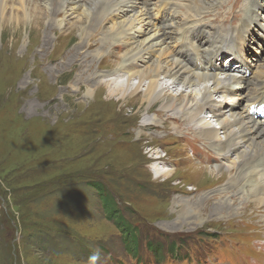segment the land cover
<instances>
[{"label": "rangeland", "instance_id": "obj_1", "mask_svg": "<svg viewBox=\"0 0 264 264\" xmlns=\"http://www.w3.org/2000/svg\"><path fill=\"white\" fill-rule=\"evenodd\" d=\"M76 1L0 0V264H134L125 255L119 230L103 217L90 182L106 187L130 225L144 235L156 232L150 235L158 237L152 241L161 254L171 243L177 244L174 249L180 246L173 264H264V204L246 198L245 189L233 184L236 168L224 170L218 150L200 140L193 119L194 104L202 103L200 88L174 83V66L166 59L159 92L177 97L187 89L183 93L195 96L192 113H173L160 103L149 108L144 96L148 80L135 97L109 94L124 87L126 77L118 68L138 44L111 39L109 14L103 11L93 22ZM159 1L149 0L152 10ZM190 1L167 0L173 10H164L162 22L171 35L176 27H185L187 16L189 31L202 25L206 33H223L250 17L252 0H216L213 5L203 0L211 8L197 13L189 10L194 7ZM257 2L260 20L251 17L253 30L243 58L250 67L264 65V0ZM137 3L142 8L137 18L144 20L145 7ZM88 7L95 8L92 2ZM128 16L122 14L120 21L130 22ZM152 23L160 25L154 16ZM82 33L89 36L82 39ZM137 34L138 42L146 37ZM144 57L157 59L154 54ZM130 63L135 67L137 62ZM142 66L136 64L135 70ZM130 83L137 86V77ZM224 97L214 100L224 102ZM230 101L226 104L238 110L245 104ZM198 116L224 140L208 111ZM158 168L171 172L158 175ZM202 168L223 172L214 178L193 174ZM177 198L186 205L197 202L193 209L200 221L189 218V208L174 206ZM219 201L229 204L230 211H214ZM28 212L32 217L22 219ZM38 223H47L51 232ZM73 246L81 247L83 256L71 254ZM191 249L196 257H189Z\"/></svg>", "mask_w": 264, "mask_h": 264}, {"label": "bare ground", "instance_id": "obj_2", "mask_svg": "<svg viewBox=\"0 0 264 264\" xmlns=\"http://www.w3.org/2000/svg\"><path fill=\"white\" fill-rule=\"evenodd\" d=\"M138 1L143 5L142 7H145L144 20L137 18L138 12L142 9L137 7ZM215 1L209 0L210 5H213ZM91 2L95 6L94 10L88 7ZM76 4L84 8L83 10H85L87 15H90L87 17L88 19L94 18L93 22L96 17H99V13L103 11L108 13L109 15L106 19H109L110 23H112L113 30L110 35L112 36L111 39H123L128 40V43L130 42L133 45L138 44L137 52L130 56L128 60L126 59L118 68V72L124 78L126 77L124 87L116 90L112 89L113 91L109 90V94L120 92L122 98L135 97L139 92L140 86L148 80L144 96L149 108L154 104L160 103L161 108L164 110H172L173 113L176 111L180 115H186L192 113L191 104H193L195 96L191 92H183L190 89L191 86L199 87L198 91L202 98V100H199L202 103L194 104L196 114H193V119H195V123L197 122V129L201 134L200 140L207 141L214 150H218L223 169L224 167L227 168L226 170L236 168L235 172H238L239 175L235 177L233 184L245 189L246 198L251 197L255 202L264 204V177H262L264 176V65L250 67L244 63L243 59L246 54L245 46L247 45V40H249L250 32L253 30L250 22L252 21L251 17L257 22L260 20V17H257L256 14L258 10H262V7L258 6L257 0L251 1L250 17L238 27L234 26L225 29L222 31L223 33L216 31L206 33L204 27L198 25L193 31H189L187 27L189 18L187 16L184 18L185 27H176L172 35L169 33L167 25L162 22L165 18L164 10H173V8L170 9L171 7L168 6L167 0H160L159 7L156 10L151 9L149 0H77ZM190 4H194V7L189 5V10L195 13L198 12L199 8L201 11L211 8L203 0H191ZM1 5L3 6V3ZM253 6H255V10L252 12ZM124 13L129 16L132 15L133 19L130 22L128 21V23H125V20L120 21ZM175 15L172 12V21H174ZM134 16L136 17L134 18ZM152 16L156 17V21L160 23L159 26L153 25ZM135 21L140 24L135 26ZM54 23L62 22L54 21ZM143 25L145 29L141 31ZM92 29L95 28L92 27ZM136 33H138V36L146 37L141 42H138L135 37ZM151 33L153 34L150 35ZM69 35H66V37ZM80 36L85 39L89 35L82 33ZM173 41L175 44H173ZM145 43H147L146 50L142 47ZM131 44L129 45L131 46ZM90 45L87 43L88 49L91 48ZM256 45L258 46V43ZM145 54H154L157 57L156 61L146 60ZM159 59L162 60L160 61ZM166 59H169L172 68L174 66L172 73H170V78L174 83L187 88L180 92L177 97H168L166 94L159 92L158 81L163 70L162 62ZM132 61L137 62L135 67L138 63L143 66L138 68L140 70H135V67L130 63ZM147 63H149V66H147ZM238 63L240 65H237ZM132 77H137L138 80L135 87L130 83ZM206 82L209 83L206 84ZM242 87L245 89L244 91H240ZM218 95L221 99L225 96V101L214 100V96L218 97ZM226 99H230L233 103L244 101L245 104L238 110L236 107L228 106ZM205 111H208L211 119L218 124V129L224 135L223 141L218 137V131L215 127L199 119L198 115ZM196 170L197 172H193V174L213 176L217 173L220 176L223 172L222 169L205 171L207 169L202 168L194 171ZM169 172L171 171L160 168L156 171L158 175L163 176H167ZM218 192L219 190L215 192L216 195ZM207 199L208 197L205 200ZM193 202L187 201L186 205L182 199L177 198L172 203L174 206L182 205L189 208L190 212H187V215L196 222L199 219V211L193 209V206H198L199 204L195 201ZM226 205L229 204L221 201L214 211H221V213H223V210L230 211Z\"/></svg>", "mask_w": 264, "mask_h": 264}, {"label": "trees", "instance_id": "obj_3", "mask_svg": "<svg viewBox=\"0 0 264 264\" xmlns=\"http://www.w3.org/2000/svg\"><path fill=\"white\" fill-rule=\"evenodd\" d=\"M88 186L94 189L99 208H101L103 212V217L112 222L113 225L116 226V229L119 230V237L127 258L134 260V264H173L172 261L176 260L173 257L174 253L175 251L178 252L180 246H177L176 249H174L173 246H176L177 244L171 243L169 249L161 254L160 249L154 244V241H152V238H158L152 236L155 235L156 232L150 233L152 235H147V233L144 232V235L140 229L130 225L127 222L124 211L117 207L118 204L106 187L96 182H90ZM89 190L92 189L90 188ZM30 216L32 217L30 212H28L27 215L22 216V219L30 218ZM37 226L46 233L51 232L47 223H42L41 226L38 223ZM73 247L70 250L71 254L76 255L77 257H80V255L83 256L84 251L81 247ZM98 247L100 251H103V247H100V245ZM184 251L188 252V249L184 247ZM170 252L172 253L170 254ZM191 254L196 257V251L194 249H191L189 252V257ZM204 259L205 257H200L199 262H202ZM189 260L194 261V259Z\"/></svg>", "mask_w": 264, "mask_h": 264}]
</instances>
